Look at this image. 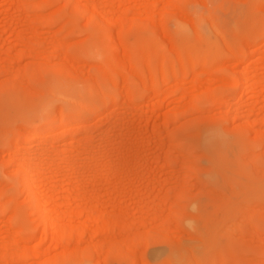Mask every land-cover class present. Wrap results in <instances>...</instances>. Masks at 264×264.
Returning a JSON list of instances; mask_svg holds the SVG:
<instances>
[{
    "label": "rangeland",
    "instance_id": "1",
    "mask_svg": "<svg viewBox=\"0 0 264 264\" xmlns=\"http://www.w3.org/2000/svg\"><path fill=\"white\" fill-rule=\"evenodd\" d=\"M0 264H264V0H0Z\"/></svg>",
    "mask_w": 264,
    "mask_h": 264
},
{
    "label": "bare ground",
    "instance_id": "2",
    "mask_svg": "<svg viewBox=\"0 0 264 264\" xmlns=\"http://www.w3.org/2000/svg\"><path fill=\"white\" fill-rule=\"evenodd\" d=\"M18 2V1H17ZM19 2H21V0H19ZM22 3H23V1H22ZM27 3V2H26ZM26 6V5H25ZM149 90V89H148ZM104 93V92H103ZM130 98H132L131 96H129ZM103 104H104V102H103ZM141 110H143V109H140V111ZM144 111V110H143ZM37 137H39V134L38 133H33L31 136H29V138H37ZM129 151V150H128ZM28 153V152H27ZM24 155V154H23ZM39 155V154H38ZM125 155V154H124ZM111 156V155H110ZM115 156V155H114ZM28 158L29 157H26V156H24L23 158H22V161H21V165H22V170L24 171V175H23V180H22V182H23V184L27 187V189H28V191H29V194H30V198L37 204V207L38 208H40V215H41V217L43 218V221H45L46 220V218H48L49 217V209H48V207H47V204L49 203V201L47 200L46 201V199H44V196H43V192L40 190V188L38 189V185H37V182H38V180L39 179H41L40 177H42V176H39V174L37 173L38 171H36L37 169H38V165H39V163L37 162V164L36 165H33L32 164V162L30 163L29 161H27L28 160ZM36 158V157H35ZM113 158H115V157H113ZM113 158L111 159L112 160V162L114 163L115 162V160L116 159H114V161H113ZM111 160H110V162L108 163V164H111L112 162H111ZM72 161V160H71ZM109 161V160H108ZM125 161V162H124ZM123 161V163H126L127 164V162H126V160H124ZM76 162V161H75ZM35 163V162H34ZM41 163V162H40ZM112 163V164H113ZM71 164H73V163H71ZM111 164V165H112ZM42 165V164H41ZM122 165H124V164H122ZM44 166V165H43ZM58 166V165H57ZM125 166V165H124ZM124 166H122V167H124ZM127 166V165H126ZM42 167V166H41ZM40 168V167H39ZM72 170V169H71ZM42 174V173H41ZM44 178V177H43ZM43 178L41 179V180H43ZM98 178V177H97ZM96 180V179H95ZM99 180V179H98ZM97 181V180H96ZM41 182V181H40ZM97 184V183H96ZM80 191V190H79ZM61 193V192H60ZM62 193H63V191H62ZM80 193H82V192H80ZM85 195V194H84ZM88 195H90L88 192H86V195L84 196L85 198L87 197V200L88 199H91V198H88V197H90V196H88ZM65 195L64 194H61V196L60 197H64ZM66 197V196H65ZM64 197V198H65ZM52 198V197H51ZM53 198H55V196H53ZM85 200V199H84ZM62 207V206H61ZM63 208V207H62ZM89 208V207H88ZM93 209V208H92ZM58 213H56V214H59L61 211H62V213H63V210H61V208H59L58 210ZM60 215L61 214H59L58 216L60 217ZM56 217V216H55ZM48 219H50V218H48ZM53 220H49V222L50 223H52V225L54 226H56V228H58L59 226V224H58V217H57V219L56 218H52ZM49 223V224H50ZM54 226V227H55ZM58 226V227H57ZM49 227V226H48ZM45 228V227H44ZM61 229V228H60ZM59 231V230H58Z\"/></svg>",
    "mask_w": 264,
    "mask_h": 264
}]
</instances>
